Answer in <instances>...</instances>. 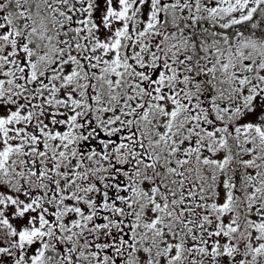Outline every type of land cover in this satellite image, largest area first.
I'll list each match as a JSON object with an SVG mask.
<instances>
[{
    "label": "snow or ice",
    "instance_id": "1",
    "mask_svg": "<svg viewBox=\"0 0 264 264\" xmlns=\"http://www.w3.org/2000/svg\"><path fill=\"white\" fill-rule=\"evenodd\" d=\"M0 264H264V0H0Z\"/></svg>",
    "mask_w": 264,
    "mask_h": 264
}]
</instances>
